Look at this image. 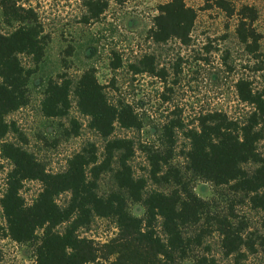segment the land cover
I'll list each match as a JSON object with an SVG mask.
<instances>
[{
	"label": "trees",
	"instance_id": "1",
	"mask_svg": "<svg viewBox=\"0 0 264 264\" xmlns=\"http://www.w3.org/2000/svg\"><path fill=\"white\" fill-rule=\"evenodd\" d=\"M112 1L123 5L127 0ZM203 1L204 9L217 8L227 18L237 20V40L257 61L262 38L254 26L257 9L249 5L236 7L228 0ZM84 6L86 20H93L106 11L108 3L86 0ZM0 10L7 26L16 25L10 33H0L2 139L12 130L7 117L28 104L27 87L44 58L47 36L35 10L19 0H0ZM195 20V11L184 0H169L157 7L148 38L156 44L176 40L188 46ZM20 55L30 57L35 67L25 68ZM132 68L134 74L161 75L151 55H143ZM235 88L238 100L251 106L244 121L230 119L221 112H209L198 117L194 128L185 129L180 121H171L163 127L164 146L161 151L148 154V175L154 184L171 185L173 189L168 194L153 190L144 195L146 180L134 177L129 165L134 154L133 142L113 137L116 126L124 130L142 128L135 109L125 102L112 103L92 69L83 71L75 84L64 77L49 80L40 104L43 116H67L73 95L79 114L89 119V128L105 141L103 159L98 161L94 147L90 146V150L72 155L64 171L49 173L22 147L1 142L0 154L11 164L0 199L5 237L18 244H32L34 264H177L188 255L191 244L202 243L203 233L191 239L184 235V229L200 223L207 204L182 182L178 171L173 168L164 171L173 156L175 130H184L189 142L186 153L189 171L216 187L227 186L234 194L244 195L251 208L264 213V153L258 150L259 143L264 141V89L254 91L247 80H239ZM71 124V133L77 136L79 125L74 119ZM105 172L112 173L116 188L102 196L97 192V182ZM27 181L41 185L30 204L20 195ZM63 194L69 198L60 206L58 197ZM129 200L143 204V219L127 211ZM94 217L114 218L117 229L114 236L105 242L80 236L79 231L88 228ZM206 222L208 226L213 224L219 233L223 255L233 258V264H246L244 250L255 252L256 240L245 235V228L227 216L209 217ZM256 238L264 245V234ZM194 264L218 263L201 254L195 257Z\"/></svg>",
	"mask_w": 264,
	"mask_h": 264
},
{
	"label": "rangeland",
	"instance_id": "2",
	"mask_svg": "<svg viewBox=\"0 0 264 264\" xmlns=\"http://www.w3.org/2000/svg\"><path fill=\"white\" fill-rule=\"evenodd\" d=\"M85 1L19 0L37 13L47 36V45L44 58L27 87L28 104L7 117L12 130L0 138V144L7 141L22 147L49 173L64 171L72 155L90 150V146L101 161L105 141L89 128V119L79 114L73 95L65 117L46 118L40 110L49 80L64 77L75 84L83 71L92 69L107 98L114 104H130L142 120L140 130L116 126L113 137L133 142L134 154L129 165L134 177L146 180L144 195L153 190L168 194L173 186L154 184L148 175L147 162L149 153L163 149V127L171 121H180L185 129L194 128L198 117L209 112H221L230 119L244 121L251 106L238 100L236 83L247 80L254 91L264 89V0H228L236 7L249 5L257 9L258 19L254 26L262 37L257 61L237 40V20L227 18L217 8L204 9L203 0H184L196 13L188 46L176 40L156 44L148 38L157 7L169 0H127L123 5L106 0V11L93 20H86ZM14 27L3 22L0 10V33L8 34ZM143 55L154 57V66L161 75L134 74L132 67ZM19 59L25 68L35 67L30 57L20 55ZM116 64L119 66L114 68ZM73 119L79 125L77 136L71 133ZM174 138L173 156L164 171L168 168L178 171L182 182L207 204V215L202 216L200 223L184 229V235L191 239L203 233L202 243L191 244L188 255L177 264H194L195 257L201 254L214 258L218 264H233V258L223 255L219 233L213 224L208 226L206 222L215 216L231 217L235 224L245 228V235L256 240L255 252L244 250L247 255L244 263L264 264V245L256 238L264 234V213L251 208L244 195L234 194L227 186L216 187L195 176L187 168L189 142L184 130H175ZM258 150L264 153V141L259 143ZM112 168H115L114 162ZM10 169V162L0 154V199ZM97 184V192L102 196L116 188L111 172L103 173ZM40 190L39 182L27 181L20 195L26 204H30ZM68 198V194L59 196L58 204L63 206ZM127 211L134 217L144 218L142 203L129 200ZM5 230L0 207V264H34L32 244L12 242L5 237ZM156 230L161 234L159 226ZM116 231L114 218L94 217L91 225L81 229L79 235L105 242Z\"/></svg>",
	"mask_w": 264,
	"mask_h": 264
}]
</instances>
